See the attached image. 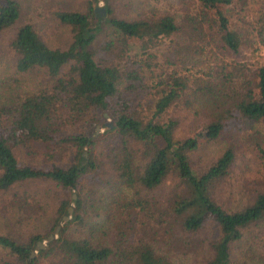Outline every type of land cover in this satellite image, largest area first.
I'll list each match as a JSON object with an SVG mask.
<instances>
[{"label":"trees","instance_id":"16d2710c","mask_svg":"<svg viewBox=\"0 0 264 264\" xmlns=\"http://www.w3.org/2000/svg\"><path fill=\"white\" fill-rule=\"evenodd\" d=\"M97 1L53 11L64 47L0 2L10 70L44 78L0 79L2 208L44 223L0 232V264H264V173L243 201L219 193L264 164V0ZM34 181L59 193L47 214Z\"/></svg>","mask_w":264,"mask_h":264},{"label":"rangeland","instance_id":"374dc122","mask_svg":"<svg viewBox=\"0 0 264 264\" xmlns=\"http://www.w3.org/2000/svg\"><path fill=\"white\" fill-rule=\"evenodd\" d=\"M1 2V0H0ZM20 5V13L16 20V24L23 22H31L38 32V34L50 45L64 47L70 40V32L69 27L65 24H62L58 21V19L53 15V11L55 9H73L84 11L86 9V0H17ZM114 4V12L117 16H128L130 13V7L128 6V0H113ZM138 5H144L148 3V5L152 6V3H149L147 0H137ZM98 5L103 4V0L97 1ZM132 13V12H131ZM6 33L0 32V79H5V82L11 84L16 87V90L23 92L24 89L28 88L33 89L37 83L43 80V76H32L30 74H21L19 72H13L10 70V56L6 51L5 44ZM22 90V91H21ZM0 97H6V95L1 92ZM1 102V101H0ZM106 120L99 119V122ZM261 131L264 132V125L261 126ZM97 131H101L103 126H99V123L95 125ZM258 143H264V135H257ZM263 141V142H261ZM253 152V151H252ZM248 154H252L249 149H247ZM17 154L22 157L25 161H30L36 164L44 163L41 161V157L38 152L30 154L18 152ZM254 154V153H253ZM245 173H248L251 178H260L264 173V164L263 159H261L260 155L255 154V163L250 167V171H245L242 176H238V185L240 191L238 193H228L226 190L219 191L220 196L223 200H225L226 204L234 205L237 201H243L246 197L247 193L250 190L251 184L247 181L245 182ZM257 178V182L260 180ZM256 182V181H255ZM252 184V187L255 183ZM245 183V184H243ZM29 192L40 194L41 201L44 202V212L45 214L49 213L52 205L51 198L57 196L59 193L57 192V188L51 184H47L43 181H34L29 184ZM244 188H240L243 187ZM249 194V193H248ZM233 198H231V197ZM3 194L0 192V232H8L9 234H16L17 236L27 235L31 233L33 230H42L44 228V223L40 217H35L39 215H33L29 218H20L18 221L12 222L9 217L8 210L2 208L7 203L6 197H3ZM239 201V202H240ZM72 210V208H71ZM42 211V213H44ZM71 212V211H70ZM44 218V217H42ZM213 225H209L207 228L203 230V234L205 236H211V230H215ZM195 260V258H192ZM196 261V260H195ZM194 261V262H195Z\"/></svg>","mask_w":264,"mask_h":264},{"label":"water","instance_id":"95a60500","mask_svg":"<svg viewBox=\"0 0 264 264\" xmlns=\"http://www.w3.org/2000/svg\"><path fill=\"white\" fill-rule=\"evenodd\" d=\"M94 9H98V10H101V11H103V10H104V8H103V7H99V6H95V7H94ZM104 114H106V113H104ZM108 124H109V125H111V122H110V121H108ZM72 196H74V194H72ZM67 211H68V212H70V211H71V206H68V207H67ZM67 217H68L67 215H65V216H64V218H67ZM49 236H50V235H49ZM38 244H39V245H41V242H40V241H38Z\"/></svg>","mask_w":264,"mask_h":264}]
</instances>
